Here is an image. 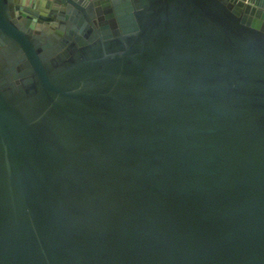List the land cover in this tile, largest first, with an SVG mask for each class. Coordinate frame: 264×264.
<instances>
[{
    "label": "water",
    "instance_id": "obj_1",
    "mask_svg": "<svg viewBox=\"0 0 264 264\" xmlns=\"http://www.w3.org/2000/svg\"><path fill=\"white\" fill-rule=\"evenodd\" d=\"M55 1L0 0V264H264V0Z\"/></svg>",
    "mask_w": 264,
    "mask_h": 264
},
{
    "label": "flooded vegetation",
    "instance_id": "obj_2",
    "mask_svg": "<svg viewBox=\"0 0 264 264\" xmlns=\"http://www.w3.org/2000/svg\"><path fill=\"white\" fill-rule=\"evenodd\" d=\"M30 4H15V7H19V14L21 17L29 20V22H35L38 25H52L60 22L59 14L62 11L63 4L55 0H47L43 3V0H29ZM34 1H36L34 3ZM25 9V10H22ZM31 11V12H29ZM33 13H37V16Z\"/></svg>",
    "mask_w": 264,
    "mask_h": 264
}]
</instances>
